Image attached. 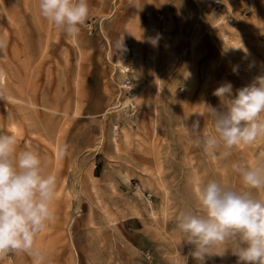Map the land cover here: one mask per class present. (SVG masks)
<instances>
[{
  "label": "rangeland",
  "instance_id": "1",
  "mask_svg": "<svg viewBox=\"0 0 264 264\" xmlns=\"http://www.w3.org/2000/svg\"><path fill=\"white\" fill-rule=\"evenodd\" d=\"M88 2L86 27L69 38L39 0H0V132L57 177L40 255L0 264H200L177 214L209 179L241 187L231 164L264 160V137L213 159L189 143V126L199 114L211 132L214 90L264 74V0ZM237 260L229 250L203 264Z\"/></svg>",
  "mask_w": 264,
  "mask_h": 264
},
{
  "label": "clouds",
  "instance_id": "2",
  "mask_svg": "<svg viewBox=\"0 0 264 264\" xmlns=\"http://www.w3.org/2000/svg\"><path fill=\"white\" fill-rule=\"evenodd\" d=\"M38 7L42 18L69 38L77 37L90 17L88 0H39ZM124 50L123 40L118 41L117 54ZM4 79L0 69V100L7 95ZM213 95L220 104L219 110L207 105L212 131H201L197 114L189 126V143L210 158L226 160L235 147L264 137V74L235 93L225 82ZM231 168L241 187L216 179L201 183L194 191L195 207L177 214L176 227L200 264L206 256L223 257L229 250L237 264H264V160L233 162ZM45 169L37 151L20 150L14 134L0 132V258L10 252L40 255L36 240L55 220L57 190V177Z\"/></svg>",
  "mask_w": 264,
  "mask_h": 264
}]
</instances>
